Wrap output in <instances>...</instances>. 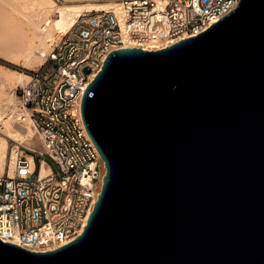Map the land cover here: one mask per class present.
<instances>
[{
  "label": "water",
  "instance_id": "water-1",
  "mask_svg": "<svg viewBox=\"0 0 264 264\" xmlns=\"http://www.w3.org/2000/svg\"><path fill=\"white\" fill-rule=\"evenodd\" d=\"M81 111L107 167L88 224L45 252L0 239V264H264V0L111 51Z\"/></svg>",
  "mask_w": 264,
  "mask_h": 264
},
{
  "label": "built area",
  "instance_id": "built-area-1",
  "mask_svg": "<svg viewBox=\"0 0 264 264\" xmlns=\"http://www.w3.org/2000/svg\"><path fill=\"white\" fill-rule=\"evenodd\" d=\"M55 1L115 2L123 12H85L17 90L41 145L21 146L32 159L18 155L0 173V239L35 252L74 240L99 198L106 166L84 125L81 102L109 53L130 43L145 49L197 35L240 0Z\"/></svg>",
  "mask_w": 264,
  "mask_h": 264
},
{
  "label": "bare ground",
  "instance_id": "bare-ground-1",
  "mask_svg": "<svg viewBox=\"0 0 264 264\" xmlns=\"http://www.w3.org/2000/svg\"><path fill=\"white\" fill-rule=\"evenodd\" d=\"M100 10L113 11L118 15L123 12L122 6L115 2L0 0V57L33 70L45 62L52 43L68 32L79 17L85 12ZM126 45L130 48L140 47L134 43ZM166 46L168 45L149 46L145 50L154 51ZM27 80L28 74L0 64V173L4 172L9 160L13 165L18 155H28L21 146L40 147L36 129L23 113L21 100L16 93L17 88ZM106 171L107 167L105 174ZM45 172L46 168L43 166L42 174ZM51 249L55 248L48 247L40 251Z\"/></svg>",
  "mask_w": 264,
  "mask_h": 264
},
{
  "label": "rangeland",
  "instance_id": "rangeland-1",
  "mask_svg": "<svg viewBox=\"0 0 264 264\" xmlns=\"http://www.w3.org/2000/svg\"><path fill=\"white\" fill-rule=\"evenodd\" d=\"M0 64H3V65H5V66H8V67H10V68H13V69H16V70H19V71H22V72H24V73H28L29 71H30V69H27V68H25V67H23V66H21V65H16V64H13V63H11V62H8V61H6L5 59H3V58H1L0 57ZM39 67V66H38ZM37 67H35L34 69H36ZM20 87V86H19ZM18 87V88H19ZM18 88H17V90H18ZM16 93H17V91H16ZM17 95L19 96V91H18V93H17ZM36 139H37V143H38V141H39V146L41 145V142H40V139L38 138V135L36 134ZM11 145H13V142H11Z\"/></svg>",
  "mask_w": 264,
  "mask_h": 264
}]
</instances>
